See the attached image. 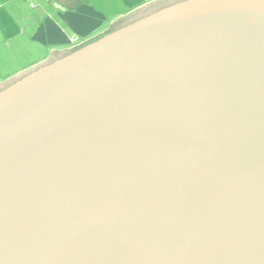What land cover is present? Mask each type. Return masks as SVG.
<instances>
[{
  "label": "water",
  "instance_id": "95a60500",
  "mask_svg": "<svg viewBox=\"0 0 264 264\" xmlns=\"http://www.w3.org/2000/svg\"><path fill=\"white\" fill-rule=\"evenodd\" d=\"M0 264H264V0H155L0 84Z\"/></svg>",
  "mask_w": 264,
  "mask_h": 264
},
{
  "label": "crops",
  "instance_id": "0c3cea01",
  "mask_svg": "<svg viewBox=\"0 0 264 264\" xmlns=\"http://www.w3.org/2000/svg\"><path fill=\"white\" fill-rule=\"evenodd\" d=\"M0 0V84L94 43L141 10L132 0ZM72 40H76L73 42Z\"/></svg>",
  "mask_w": 264,
  "mask_h": 264
},
{
  "label": "rangeland",
  "instance_id": "374dc122",
  "mask_svg": "<svg viewBox=\"0 0 264 264\" xmlns=\"http://www.w3.org/2000/svg\"><path fill=\"white\" fill-rule=\"evenodd\" d=\"M133 1V5H139L140 7H146L148 6L151 2L155 1V0H132ZM105 38V37H103ZM101 38V40L103 39ZM97 42V41H96ZM71 53V52H70ZM69 54V53H68Z\"/></svg>",
  "mask_w": 264,
  "mask_h": 264
},
{
  "label": "trees",
  "instance_id": "16d2710c",
  "mask_svg": "<svg viewBox=\"0 0 264 264\" xmlns=\"http://www.w3.org/2000/svg\"><path fill=\"white\" fill-rule=\"evenodd\" d=\"M81 48H82V47H81ZM78 49H80V48H78ZM78 49H77V50H78ZM48 64H50V63H48ZM48 64H45V65H48ZM43 66H44V65H43ZM38 68H40V66H39V67H36V68H34V69H32V70H29L28 72L22 74V75H21L20 77H18L14 82H17V81L23 79L24 77L28 76L29 74H31V73L37 71ZM14 82H13V83H14Z\"/></svg>",
  "mask_w": 264,
  "mask_h": 264
},
{
  "label": "flooded vegetation",
  "instance_id": "af4514ba",
  "mask_svg": "<svg viewBox=\"0 0 264 264\" xmlns=\"http://www.w3.org/2000/svg\"><path fill=\"white\" fill-rule=\"evenodd\" d=\"M101 40V39H100ZM100 40H97V42H99ZM94 43H96V42H94ZM91 44H93V43H91ZM91 44H88V45H91ZM88 45H86V46H83L82 48H80V49H76V50H73L72 51V53H75V52H77V51H80V50H82L83 48H85V47H87ZM48 65H51V64H48Z\"/></svg>",
  "mask_w": 264,
  "mask_h": 264
},
{
  "label": "built area",
  "instance_id": "2783aa9c",
  "mask_svg": "<svg viewBox=\"0 0 264 264\" xmlns=\"http://www.w3.org/2000/svg\"><path fill=\"white\" fill-rule=\"evenodd\" d=\"M31 4L32 7H35V5L33 3H31V0H28ZM73 42H75L76 40H72Z\"/></svg>",
  "mask_w": 264,
  "mask_h": 264
}]
</instances>
